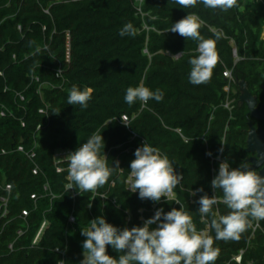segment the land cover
Instances as JSON below:
<instances>
[{
	"label": "trees",
	"instance_id": "16d2710c",
	"mask_svg": "<svg viewBox=\"0 0 264 264\" xmlns=\"http://www.w3.org/2000/svg\"><path fill=\"white\" fill-rule=\"evenodd\" d=\"M188 13L198 17L205 38L221 34L216 41L217 63L210 79L200 85L188 80V60L197 54V42L168 32L172 22ZM127 22L133 23L136 35L121 37L119 30ZM182 51V56L173 57ZM226 69H232L235 78L230 92L225 90ZM241 81L260 108L264 0H236L227 11L199 3L184 9L175 0H0V198L9 197V213L0 220V264H79L85 239L80 229L88 227L91 219L103 214L110 223L132 227L156 208L169 211L178 204L189 212L198 230H209L214 237L211 217L201 218L190 193L203 187L210 196L214 194L211 180L221 143L223 157L234 167L250 156L246 151L249 122L258 128V119L240 101ZM141 82L162 90L164 99L149 100L147 106L139 101L128 105L126 89ZM73 85L93 90L86 108L67 104ZM51 109L60 112L50 114ZM123 115L130 118L129 126L122 122ZM96 131L103 132L109 167L115 161L119 167L104 185L80 194L68 187L72 182L67 160L57 163L55 155L75 150ZM145 139L181 173L173 189L176 199L141 201L129 191V163ZM19 145L35 149L36 158L18 151ZM209 151L213 156L206 154ZM36 164L38 174L33 172ZM6 184L12 185L11 192L5 190ZM32 194L40 196L37 202ZM215 195L220 202L213 211L217 216L227 214L222 192L216 190ZM24 209L30 210L25 218ZM71 215L74 224L69 223ZM44 221L47 225L34 243ZM255 222L250 218L238 239L214 241V264H240L233 257L241 250H245L242 264H264V220H259L256 231ZM108 253L118 256L110 246Z\"/></svg>",
	"mask_w": 264,
	"mask_h": 264
},
{
	"label": "clouds",
	"instance_id": "9594fccd",
	"mask_svg": "<svg viewBox=\"0 0 264 264\" xmlns=\"http://www.w3.org/2000/svg\"><path fill=\"white\" fill-rule=\"evenodd\" d=\"M175 3L184 9L199 3L208 9L227 11L236 5V0H175ZM199 29L198 17L189 13L172 22L168 29V32L197 42V54L188 60V80L193 85H200L210 79L218 60L216 41L221 38L220 33H215L214 38H205ZM119 35L135 36L133 23H125ZM183 54L184 51L173 57ZM56 75L59 77L61 72L57 71ZM92 91L90 87L73 85L68 90L67 104L86 108L92 98ZM164 95L162 90H152L141 82L126 89L124 100L128 105L139 101L141 106H147L149 100L160 102ZM59 112L50 110V114ZM102 133L93 132L63 157L68 163L67 170L72 182L70 189L75 188L80 194L104 185L113 169L119 167V161L109 167ZM223 153L221 143L215 154L218 167L211 180L214 194L210 196L203 187L192 189L190 193L193 202L198 205L201 218L211 217L210 228L215 233L214 237L207 230H198L192 216L178 203V208L173 207L169 211L163 207L156 208L152 216L142 218L141 224L132 227L117 226L101 214L91 219L88 227L80 229V235L85 239L81 242L82 259L79 264H214L217 256L215 240L238 239L249 226L250 218L264 220V176L259 175L246 159L234 167L223 157ZM206 154L213 156L211 151ZM133 155L128 168L129 191L137 193L141 201L160 203L162 198L167 201L182 178L173 162L147 139L140 143ZM216 190L223 194L222 203L229 209L227 214L217 216L213 211L220 202L215 195ZM109 246L118 256L108 253Z\"/></svg>",
	"mask_w": 264,
	"mask_h": 264
},
{
	"label": "built area",
	"instance_id": "2783aa9c",
	"mask_svg": "<svg viewBox=\"0 0 264 264\" xmlns=\"http://www.w3.org/2000/svg\"><path fill=\"white\" fill-rule=\"evenodd\" d=\"M20 28H21V27H20ZM69 54H70V52H69ZM234 56L236 57V59H238V52H237V49H236V48L234 49ZM69 57H70V56H69ZM60 72H61V71H60ZM224 75H225V77L229 80V85H227V86L225 87V90L228 91V92H230V90H231V84H232L233 82H235V78H234L233 70H232V69H226L225 72H224ZM37 80H39V78H37ZM18 95L21 97V99H24V96H23L22 94L19 93ZM230 105H232V101H231L230 99H228L227 102H226V104H225V106L229 108ZM40 111H41L42 113H45V112H46L45 109H41ZM4 114H5V112H2V115H4ZM122 122H123L124 124H126V125H127V124L129 125V123H130V118H129L127 115H123V116H122ZM23 125H25L24 122H23ZM18 151L24 152V153L27 154L28 157H29L30 159H32V160H34V159L36 158V156H37V152H36L35 149H32V150L29 151V150H26L25 147H24L23 145H19V147H18ZM6 152H7L6 150H3V151H2V153H6ZM68 152H70V151H60V152H58V153L55 155V158H56L57 163H59V162L62 161V160H65V158H63V157H64ZM213 160H215V158H213ZM58 170L60 171V170H62V168H58ZM39 171H40V167H39L38 164H36V165H35V168L33 169V172H34V174H38ZM214 171H215V170H214ZM69 178H70V177H69ZM70 185H71V184H69L68 187H70ZM129 186H130V181H129V177H128V179H127V187H128V189H129ZM0 187H1V184H0ZM4 188H5V190H6L7 192H11V190H12V185H11V184H6ZM44 188H45V191H46V192L50 190L48 184L45 185ZM101 196H102L103 198H107V195H106V194H101ZM31 197H32V199H34L35 202H37L38 199L40 198V196L37 195V194H32ZM176 198H177V197H176V193H175L174 190H173V192L169 194L168 199H176ZM0 200H1V205H0V220H1V219H3L4 217H6V216L8 215V213H9V197L4 195V196H1ZM217 200H218V199H217ZM29 214H30V210H29V209H24V210L22 211V217H24V218L27 217ZM75 221H76L75 216H74V215H71L70 218H69V223H70V224H74ZM46 225H47V222L44 221L43 224H42V226H41V228H40V230H39V232H38V234H37V236H36V238H35V240H34V243H36V242L39 240L41 234L43 233V231H44V229H45V227H46ZM260 227H261V225H260L259 220H256V222L253 223L254 231H256V230H257L258 228H260ZM207 231L209 232V230H207ZM22 233H23V230H19V234H22ZM9 247H10L11 249H13V248H14L13 243H11V244L9 245ZM57 250L59 251V249H57ZM244 252H245V250H241V252H240L238 255H235V256L233 257V260H235V261H237L238 263L242 264V259H243V254H244ZM59 264H64V261H61ZM228 264H230V263H228Z\"/></svg>",
	"mask_w": 264,
	"mask_h": 264
},
{
	"label": "water",
	"instance_id": "95a60500",
	"mask_svg": "<svg viewBox=\"0 0 264 264\" xmlns=\"http://www.w3.org/2000/svg\"><path fill=\"white\" fill-rule=\"evenodd\" d=\"M241 96L240 101L245 102L249 108V115L264 121V102L260 108H258L257 98L248 89L245 81L240 82ZM251 128L248 131L247 149L248 153H256V156H252L247 160L252 166L260 171L259 175L264 176V128H256L253 126L252 121L249 122Z\"/></svg>",
	"mask_w": 264,
	"mask_h": 264
},
{
	"label": "flooded vegetation",
	"instance_id": "af4514ba",
	"mask_svg": "<svg viewBox=\"0 0 264 264\" xmlns=\"http://www.w3.org/2000/svg\"><path fill=\"white\" fill-rule=\"evenodd\" d=\"M259 121H261V120L258 119V120L256 121V125H257V127H258V128H260V127L263 128V123H264V121H261V122H259ZM249 154H250V156H249L248 158H250V157H252V156H256V153H249ZM248 158H247V159H248ZM247 159H246V160H247ZM255 171L258 173V172L260 171V169H258V170L255 169Z\"/></svg>",
	"mask_w": 264,
	"mask_h": 264
}]
</instances>
